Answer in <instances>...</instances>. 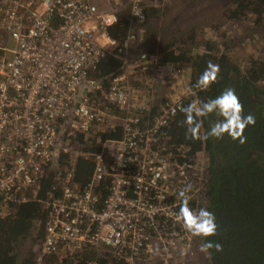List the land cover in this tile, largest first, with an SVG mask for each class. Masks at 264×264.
Returning a JSON list of instances; mask_svg holds the SVG:
<instances>
[{
	"label": "built area",
	"instance_id": "1",
	"mask_svg": "<svg viewBox=\"0 0 264 264\" xmlns=\"http://www.w3.org/2000/svg\"><path fill=\"white\" fill-rule=\"evenodd\" d=\"M143 2L130 3L131 16L140 23L146 20ZM105 3L0 0V51L7 53L0 60V209L5 207L0 215L9 203L28 201L29 193L35 197L45 168L54 164L58 151L71 153L60 147L65 130L69 137L89 136L110 105L126 115L120 139H97L102 150L92 153L96 166L86 186L74 181L79 154L71 153L70 164L58 170L56 185L44 200L48 219L35 264H70L77 253L90 249L108 251L109 262L130 263L189 245L191 233L176 215L179 192L191 186L192 207L203 190L205 174L197 177L194 165L183 164L159 139L181 101L161 103L147 129L140 126L142 117L132 107L140 111L150 107L132 101L124 74L112 78L102 97L108 108L100 110L101 103L78 95L98 61L118 46L109 28L119 23L122 11L105 8ZM131 37L130 32L128 40ZM110 145L116 151L110 152ZM106 174L111 185L100 206L96 187ZM87 264L104 262L95 257Z\"/></svg>",
	"mask_w": 264,
	"mask_h": 264
},
{
	"label": "trees",
	"instance_id": "2",
	"mask_svg": "<svg viewBox=\"0 0 264 264\" xmlns=\"http://www.w3.org/2000/svg\"><path fill=\"white\" fill-rule=\"evenodd\" d=\"M146 11L148 18L158 13L155 7H149ZM251 14L257 18L255 23L261 27V38L264 41V0H234L226 7L223 16L227 21L240 22ZM132 28L131 21L122 14L119 23L109 28V33L118 41V46L114 52L109 50L89 75L102 78L104 87H109L113 77L123 74L125 43ZM208 42L209 47L202 53H193L188 46L174 48V41L167 43L160 50L163 53L162 61L182 63L191 68L190 94L181 100V108L187 107L194 100L206 102L214 99L226 88L235 89L244 105V114H252L256 118L255 125L248 126L245 130L247 142L240 144L238 140H233L227 135L223 139H204L212 124L223 119L218 113L198 118L202 121L201 139L186 138L187 126L183 123L185 115L181 108L163 127L159 139L173 149L183 164L194 165L196 157L201 153L208 157L203 190L195 198L192 208L206 207L214 212L218 234L206 240L221 244L223 250L218 252L212 249L210 253H205L204 264H264V54L251 58L249 66H242L228 54H219L214 50L213 41ZM153 52L154 48L150 53ZM208 61L218 64L221 71L215 83L207 89H202L196 86L197 80L206 69ZM158 109L159 106H151L148 111H142L145 116H141L140 126L148 129L153 124V117L158 113ZM138 111L136 109L134 113L137 114ZM113 131L104 135L101 133L102 138L122 137L121 127ZM70 137L77 141V148L90 154H79L74 161V181L84 187L91 181L96 166L92 153L99 152L101 144L97 138L83 133ZM70 158L71 153L61 152V169L69 164ZM192 169L195 167L192 166ZM57 173V168H52L51 165L46 167L35 197L29 193L28 201L9 203L7 212L0 215V264H16L17 245L33 237L35 229L39 230L37 237L41 241L44 238L48 219L44 200L56 185ZM111 179V176L106 174L97 184L96 193L99 195L100 206L108 196ZM199 239L201 244L206 242L203 238ZM77 254L78 260H68L70 264H87L88 260L96 257L95 249ZM28 257L24 259V264H32L33 256ZM106 260L101 258L104 264H108Z\"/></svg>",
	"mask_w": 264,
	"mask_h": 264
},
{
	"label": "rangeland",
	"instance_id": "3",
	"mask_svg": "<svg viewBox=\"0 0 264 264\" xmlns=\"http://www.w3.org/2000/svg\"><path fill=\"white\" fill-rule=\"evenodd\" d=\"M233 1L144 0L143 6L146 12V20L140 23L131 16V0H106L105 8H118L122 11V16L132 23L131 34L133 37L126 40V51L123 55L125 61L123 84L132 96V101L135 103H146L151 108V106H160L161 103L166 101H181L189 96L191 68L182 63L162 61L163 53L160 50L164 45L172 41L175 42L174 48L188 46L193 53L206 51L209 47L208 41H213V45L215 44L214 50H217L219 54H228L242 66H249L251 58L263 55L264 41L261 38V27L255 23L257 19L255 15L251 14L249 18H245L240 22L227 21L224 18V10ZM149 7H155V9H158V13L148 18L146 9ZM262 23H264V20ZM191 36H194V38H191ZM192 40H194L193 43ZM1 42L2 38L0 37V44ZM11 46H13L12 43ZM0 47L3 46L0 45ZM153 48L155 52L150 53ZM112 49L114 52L116 48ZM214 50L212 53H214ZM5 55L7 53L4 54L0 51V60ZM102 83V78L89 76L83 86L80 87L78 95L86 94L99 106L104 93L108 90V87H104ZM105 107H109L108 103L102 102L99 109L102 110ZM134 108L135 106L132 107L133 111L135 110ZM137 114L145 116V113L140 110ZM125 117L126 115L120 112L117 107L110 105L108 112L103 116V120L92 128L89 136L97 139L102 138L105 133L121 127ZM77 144V141L72 140L68 136L66 130L60 136V147L62 149L68 148V151L74 155H83L85 151L77 148ZM108 149L110 152L116 151V147L113 145H110ZM58 152L59 154L55 158L52 168L60 170L62 168L59 165L61 152ZM207 159L208 157L204 153L196 157L194 167L197 177L201 176L202 173L205 174ZM3 209L5 210V207L0 209V214L3 213ZM37 227H39V223ZM38 232V228L35 229L33 237L17 245L18 260L16 264H24L23 261L28 256V258L33 256L32 264H35L43 244V239L41 241L37 237ZM185 246V250H182L184 247L181 250L170 249L168 252L161 250L146 259L130 263L114 259L109 262L111 259L108 251H100L95 256L107 259L108 264L205 263L206 252L201 251L199 237H194L190 234L189 245ZM74 251L77 250L75 249ZM66 252L64 251V257ZM75 259L73 261L78 260V254Z\"/></svg>",
	"mask_w": 264,
	"mask_h": 264
},
{
	"label": "clouds",
	"instance_id": "4",
	"mask_svg": "<svg viewBox=\"0 0 264 264\" xmlns=\"http://www.w3.org/2000/svg\"><path fill=\"white\" fill-rule=\"evenodd\" d=\"M220 71L218 64L208 61L207 67L197 80L196 86L207 89L217 81ZM180 110L185 115L183 122L187 126L185 136L193 140L201 139L202 121L198 118L212 113H218L223 119L212 124L204 139L209 137L223 139L227 135L233 140H238L240 144H244L247 142V137L244 135L246 128L254 126L256 123V118L252 114H244V105L233 88H226L220 95L206 102L194 100L187 107H182ZM122 161L123 158H120L117 163L121 164ZM190 191L191 186H188L179 192L181 204L176 214L177 219L183 222V226L194 237L206 240L208 237L216 236L218 225L214 212L209 211L206 207L199 209L190 207L191 197L188 195ZM212 249L219 252L223 250V246L210 240H206L201 244V251L203 252L210 253Z\"/></svg>",
	"mask_w": 264,
	"mask_h": 264
}]
</instances>
